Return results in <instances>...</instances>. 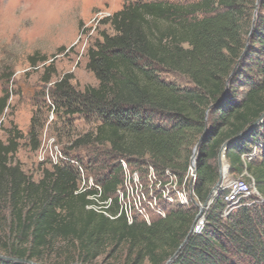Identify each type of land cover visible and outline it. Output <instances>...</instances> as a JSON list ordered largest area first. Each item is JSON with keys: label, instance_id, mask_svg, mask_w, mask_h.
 I'll return each instance as SVG.
<instances>
[{"label": "trees", "instance_id": "1", "mask_svg": "<svg viewBox=\"0 0 264 264\" xmlns=\"http://www.w3.org/2000/svg\"><path fill=\"white\" fill-rule=\"evenodd\" d=\"M103 24L85 52L95 85L77 89L72 73L54 80V61L27 57L51 84L48 110L61 121L54 133L64 146L34 179L15 155L24 140L31 152L41 148L37 113L27 134L13 121L3 127L0 255L11 259L0 264H264V119L256 123L264 114V0H130ZM9 100L4 91L0 120ZM245 130L224 160L231 180L256 192L228 206L221 186L200 231L191 233L194 202L162 200L165 216L152 214L150 223L121 211L124 164L145 176L153 167L164 183L169 170L182 185L196 146L191 189L205 204L223 145Z\"/></svg>", "mask_w": 264, "mask_h": 264}, {"label": "rangeland", "instance_id": "2", "mask_svg": "<svg viewBox=\"0 0 264 264\" xmlns=\"http://www.w3.org/2000/svg\"><path fill=\"white\" fill-rule=\"evenodd\" d=\"M129 1L0 0V96L4 91L10 93L9 107L0 120V137L4 138L3 127H7L9 121L27 134L32 117L37 113L43 124L41 148L31 152L24 140L15 155V160L34 179L39 178L41 163L50 166L62 156L64 144L58 142L54 133L61 121L57 122L56 115L48 110L51 84L41 81L42 67L32 68L27 57L40 52L54 61L57 68L54 80L72 73V83L77 89L95 85L94 75L86 68V49L99 37L100 30L108 29L103 20ZM62 46L66 49L59 52ZM9 74L12 76L8 81ZM163 76L182 85L188 82L176 74L164 73ZM75 124L84 127V119L78 118ZM137 172L145 178L142 172ZM230 180L229 172L223 175V184ZM88 182L93 184V179ZM54 256L53 259H61L59 255ZM102 260L104 256L99 263Z\"/></svg>", "mask_w": 264, "mask_h": 264}, {"label": "built area", "instance_id": "3", "mask_svg": "<svg viewBox=\"0 0 264 264\" xmlns=\"http://www.w3.org/2000/svg\"><path fill=\"white\" fill-rule=\"evenodd\" d=\"M149 173L145 178H141L137 171L131 169L124 164V181L117 190V196L123 211L129 220L132 222L135 215L144 218L148 223L151 222V215L157 214L165 216V208L161 201L167 202V206L179 204L187 206L191 202L198 205L200 217L196 223V231H200L205 222L204 204L195 202L193 191L191 189L195 180V172L190 169L187 177L182 185H179L178 178L169 170L166 171L167 182L159 179L153 167H149ZM189 180L190 188H187L186 181ZM223 189L228 190L224 200L228 206L238 203L242 198L253 195L254 189L243 179L230 180L222 185ZM197 215V216H198Z\"/></svg>", "mask_w": 264, "mask_h": 264}, {"label": "water", "instance_id": "4", "mask_svg": "<svg viewBox=\"0 0 264 264\" xmlns=\"http://www.w3.org/2000/svg\"><path fill=\"white\" fill-rule=\"evenodd\" d=\"M263 119H264V114L262 115V117L256 123L261 122ZM246 132H247V130L243 131L240 135H238L237 137L229 140L228 142H226L223 145V147L221 149V152H220V155H219V167H220L221 176H220V179H219L217 185L211 191L207 202L203 205L204 208L208 207L210 205V203L212 202L213 198L218 194L219 189L223 185V175H224V173L227 174V172L229 170V165L224 160V156H225L224 152H225V150L228 148L230 143H232L233 141H235V140L239 139L240 137H242ZM196 154H197V146L193 150V156H192V161H191V169L194 172H195ZM199 217H200V214L196 217V220H195V223H194V225L192 227L191 233L196 231V223H197V220H198ZM186 240L187 239H185V241L181 244V246L179 247L178 251L184 246V244L186 243ZM0 258H6V257L0 255ZM6 259L10 260L11 258H6ZM171 260L172 259H170L166 264H169L171 262Z\"/></svg>", "mask_w": 264, "mask_h": 264}, {"label": "bare ground", "instance_id": "5", "mask_svg": "<svg viewBox=\"0 0 264 264\" xmlns=\"http://www.w3.org/2000/svg\"><path fill=\"white\" fill-rule=\"evenodd\" d=\"M226 173H224V175H225Z\"/></svg>", "mask_w": 264, "mask_h": 264}]
</instances>
